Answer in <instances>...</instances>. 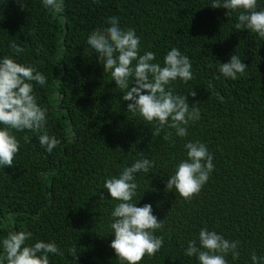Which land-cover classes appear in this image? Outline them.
<instances>
[{
	"label": "trees",
	"instance_id": "obj_1",
	"mask_svg": "<svg viewBox=\"0 0 264 264\" xmlns=\"http://www.w3.org/2000/svg\"><path fill=\"white\" fill-rule=\"evenodd\" d=\"M19 2L0 0V59L12 56L45 75L46 85L34 84V95L48 109L47 131L61 144L49 154L35 134L14 133L21 144L15 168L0 167V242L10 229L30 231L29 244L54 241L64 253L50 256V264H120L110 247L116 201L104 181L143 152L153 167L136 174L134 202L151 204L165 226L155 233L163 237L161 250L140 264H199L185 251L204 227L240 241L239 258L229 255L228 264H252L253 252L264 257V40L237 30L236 15L211 8L213 0H64L59 13L41 0ZM112 16L121 28L135 30L141 55L154 52L161 66L172 47L190 58L193 80L172 85L190 104L200 102L201 119L188 126L187 137L167 127L152 135V125L127 112L122 90L87 44ZM13 41L24 53L13 55ZM233 54L247 66L236 81L218 71ZM193 89L195 100L187 94ZM197 140L213 154L215 170L187 203L165 186L186 158L185 143ZM73 246L77 262L68 252Z\"/></svg>",
	"mask_w": 264,
	"mask_h": 264
},
{
	"label": "clouds",
	"instance_id": "obj_2",
	"mask_svg": "<svg viewBox=\"0 0 264 264\" xmlns=\"http://www.w3.org/2000/svg\"><path fill=\"white\" fill-rule=\"evenodd\" d=\"M19 2V0H17ZM20 3V2H19ZM45 9L54 12L64 11V0H41ZM98 3V0H93ZM21 4V3H20ZM24 8V5L21 4ZM213 9H226L229 17L236 15L237 30L255 33L264 40V10H258V0H213ZM118 16L109 17L106 28L93 30L87 44L102 63L104 72L111 75L117 88L123 92L122 99L127 103V112L139 115L152 125V135L159 136L163 129L175 130L177 137L188 135V126L201 119L200 102L189 103L186 95L175 92L172 85L177 81L187 84L193 80L192 63L187 55L172 47L163 58V66L156 61V54L145 51L141 55V40L132 28L123 29ZM13 55L19 56L25 49L10 42ZM247 66L235 54L227 63H220L218 69L225 79L236 81L245 75ZM220 77H216L219 79ZM45 75L35 67L18 63L12 56L0 59V167L15 168L14 160L20 152L21 144L14 133L35 134L39 144L51 154L61 141L47 131L48 109L37 103L34 84L44 86ZM209 88L212 87L210 83ZM188 96L195 100L193 89ZM75 133H70L68 142H73ZM168 135L164 137L165 140ZM25 143L29 136L24 137ZM186 158L175 167L168 177L165 190L175 192L185 202L191 203L198 197L215 170L214 156L208 146L201 141H188L184 145ZM153 162L144 157L136 159L130 167H125L118 176L105 178L104 188L108 196L116 201L111 212V234L114 235L110 247L120 264H140L147 256L153 258L163 246V237L157 231L164 229V220L153 214L151 204L138 207L134 202L139 185L136 174H149ZM103 192L99 198L104 199ZM141 198V197H140ZM30 231L10 229L3 238L0 264H50V256H63V252L53 242L38 240L34 244ZM239 240L226 239L224 235L207 227L201 228L198 239L188 242L185 255L196 257L199 264H228L227 257L233 260L240 256ZM75 262L79 260L77 246L68 249ZM252 264H264V257L251 254Z\"/></svg>",
	"mask_w": 264,
	"mask_h": 264
}]
</instances>
